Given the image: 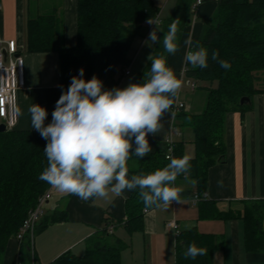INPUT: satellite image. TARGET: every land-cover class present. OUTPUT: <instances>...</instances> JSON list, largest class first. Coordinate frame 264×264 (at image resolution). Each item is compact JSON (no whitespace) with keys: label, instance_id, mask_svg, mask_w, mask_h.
Instances as JSON below:
<instances>
[{"label":"trees","instance_id":"trees-1","mask_svg":"<svg viewBox=\"0 0 264 264\" xmlns=\"http://www.w3.org/2000/svg\"><path fill=\"white\" fill-rule=\"evenodd\" d=\"M184 1L175 13L162 23L163 33L154 56H165L163 35L171 23L180 20L177 37L187 22L190 12L183 10ZM159 8L154 0H78L77 41L74 46L64 43L62 18L56 13H41L27 19L26 49L34 52L56 51L60 58V85L66 89L71 77L83 68L84 79L96 75L105 89L118 87L133 59V41L143 33L149 18L157 19ZM203 47L208 52V66L193 68L187 63L186 76L203 86L206 104L199 113H175L174 127L193 130L195 155L187 180H196L195 188L183 189L182 198L198 196L199 219L242 218L245 222V242L249 249L264 248V202H244L241 208L221 210L217 201L204 196L208 187L210 167L226 160L225 121L229 112L245 111L251 106L252 97L264 91V0H218L215 13L204 19V31L192 47ZM219 59L231 64L229 69L220 67L211 58L212 52ZM150 61L138 74V83L149 71ZM250 100L242 103L243 98ZM55 108V107H54ZM52 108L46 123L52 119ZM47 141L34 129H7L0 131V264L10 238L16 237L24 220L38 198L51 188L39 179L47 166L43 149ZM172 147L171 151L169 150ZM170 153V156L167 155ZM183 140L161 141L157 148L141 158L133 156L128 161L132 175L148 174L163 169L169 158H182ZM135 160L133 164L131 161ZM185 179L178 176L179 180ZM186 180V179H185ZM139 189L131 191L125 201V219L115 224L124 225L128 233L144 229V205L138 196ZM67 219V212L57 210L44 214L37 223L34 235L49 225ZM111 218L106 226L98 229L87 241L83 254L66 251L50 264H124L121 251L127 243L109 231ZM175 243V264H213V253L223 246L214 233L200 231L197 227L180 231ZM205 248L206 255L195 260L185 258L190 244ZM19 262L35 261L28 235L19 241Z\"/></svg>","mask_w":264,"mask_h":264},{"label":"crops","instance_id":"crops-1","mask_svg":"<svg viewBox=\"0 0 264 264\" xmlns=\"http://www.w3.org/2000/svg\"><path fill=\"white\" fill-rule=\"evenodd\" d=\"M77 1L78 0H0V36L4 40H16L19 53L24 58L25 85L17 94L18 122L15 129H32L29 106L39 104L47 112L55 107L61 95L60 58L56 51L34 52L26 49L27 19L41 13H56L62 18L65 46H74L77 41ZM159 8L157 35L161 39L162 23L170 18L179 3L184 1L183 10L190 12L187 22L177 37L179 50L164 57L167 65L176 76L183 81L178 98L175 99L172 112L181 110L199 113L206 104V91L192 89L186 76L187 63L184 60L189 46L185 41L191 37L198 41L204 31V19L211 17L218 5V0H154ZM147 23V22H146ZM177 22V27L180 25ZM156 28L152 25L144 36H138L133 41V59L129 66L138 73L147 66L148 57L153 56L158 43L149 40L150 32ZM147 47L146 48V46ZM146 48V49H145ZM145 50V51H144ZM132 67V68H131ZM183 70L184 75L180 73ZM127 76V75H126ZM129 83H138V78H122L119 88ZM194 92L197 98L189 100L184 92ZM187 94V93H186ZM184 107L175 111L178 103ZM164 127L157 135H148V141L154 151L161 141L172 137L173 140L184 141V153L190 157L195 155L193 143L194 133L189 127H174L175 115L166 113L163 118ZM225 142L227 146L226 160L210 167L208 171V187L204 196L217 201L221 210L241 208L244 202H264V91L255 94L251 99L249 109L229 112L225 121ZM133 164L135 160L131 161ZM129 178L132 176L128 172ZM191 180H179L177 187L194 189ZM218 181L222 182L218 184ZM52 189V187H51ZM131 191H125L127 198ZM58 197L44 214H51L64 209L67 219L53 223L34 235L33 253L36 264H50L60 254L70 250L83 254L89 238L106 226L105 218H111L108 228L112 234L127 243L121 251L124 264H175L174 231L167 228L166 223L175 220L179 231L185 230V225L197 227L200 231L214 233L223 246L213 253V264H264V248L249 249L245 242V222L242 218L231 219H199L197 203L191 198H182L185 204L175 201L168 210L155 209V231L147 232L144 216V229L132 234L128 233L122 224H115L116 219H125V201L120 197L108 200H82L74 195L58 192ZM53 197V190L50 198ZM60 199V200H59ZM20 244L16 237L9 239L3 264H19Z\"/></svg>","mask_w":264,"mask_h":264},{"label":"clouds","instance_id":"clouds-1","mask_svg":"<svg viewBox=\"0 0 264 264\" xmlns=\"http://www.w3.org/2000/svg\"><path fill=\"white\" fill-rule=\"evenodd\" d=\"M147 23L156 25L149 40L152 44L159 43L160 21L149 18ZM177 31V22L174 21L163 35L164 50L170 55L179 50ZM185 44L189 46L185 62L193 68H206L207 50L199 45L193 48L191 37ZM218 57L219 53L213 51L211 58L220 67H231L228 61ZM148 59L150 68L144 79L123 88L105 89L103 81L96 75L84 79L85 70L81 68L78 75L71 77L66 89L59 86L61 95L48 123L45 107L32 104L28 111L32 129L47 141L43 149L47 166L39 179L59 193L82 200H108L113 196L126 199V190L139 189L138 196L148 213L146 231L151 233L155 231V209L168 210L174 201L185 204L181 196L183 189L175 186V181L180 175L188 179L191 157L169 158L170 162L163 169L128 176V161L133 156L142 159L152 151L148 135L161 132L166 113L171 117L175 115L172 108L183 86L182 79L176 76L164 57L150 55ZM180 75H184L183 70ZM4 102V97L0 96V112ZM190 183L195 185L197 181L191 180ZM172 227L176 228L175 223ZM184 227L191 230L192 225ZM173 235L179 236V229ZM206 254L205 248L192 243L184 257L195 260Z\"/></svg>","mask_w":264,"mask_h":264},{"label":"built area","instance_id":"built-area-1","mask_svg":"<svg viewBox=\"0 0 264 264\" xmlns=\"http://www.w3.org/2000/svg\"><path fill=\"white\" fill-rule=\"evenodd\" d=\"M203 0H197V4H201ZM160 22L161 20L158 19ZM130 73L129 68L125 69L124 76ZM187 84L192 88H196V82L192 79L187 80ZM25 85L24 75V58L19 53L16 40H4L0 36V96L4 97V104L2 106V112H0V122L4 123L7 129H13L18 122V102L17 94L20 88ZM184 107L182 102L178 103L175 107V111H178ZM173 140L169 137L168 141ZM172 147H170L171 151ZM170 156V153L167 155ZM51 188L46 190L37 201L36 206L30 210L27 218L24 220L20 227L16 238L18 241L22 240L26 235L29 236L31 241V247L33 248L34 231L37 223L44 215V204L50 198ZM191 201L195 204L198 201V196L195 194ZM144 212L146 213L145 209ZM175 223L176 228L172 227ZM168 229L174 232L178 229V225L175 220L168 221L166 223ZM32 264H36L32 261Z\"/></svg>","mask_w":264,"mask_h":264},{"label":"rangeland","instance_id":"rangeland-1","mask_svg":"<svg viewBox=\"0 0 264 264\" xmlns=\"http://www.w3.org/2000/svg\"><path fill=\"white\" fill-rule=\"evenodd\" d=\"M151 26L152 25H149L148 23H146L145 25H144V29H143V33L141 34V36H144V35H146L147 34V31L151 28ZM147 47H149L148 46V44H147V46H146V48ZM145 48V49H146ZM145 51V50H144ZM153 57V56H152ZM157 57H161V56H154V58H157ZM132 68V67H131ZM142 71V70H141ZM138 72L136 71L135 72V69L133 68V70H132V74L131 75H125V77L127 78V77H129V76H131V77H135V79H137L138 78ZM145 77V76H144ZM144 77H143V79H144ZM124 78V77H123ZM197 91H198V93H199V91L201 92V91H204L205 92V90H204V88H203V86H199L198 88H197ZM187 93V94H186ZM186 95H188L187 97L189 98V100H194V99H196L198 96H197V94H194V92H184V98H185V96ZM15 128V127H14ZM53 190V197L50 199V202L48 203V202H46L45 204H44V210L46 211L47 209H49L50 207H51V209H53L52 208V206H53V204H54V202H55V200H56V197H58V191L56 190V189H54V188H52L51 189V191ZM60 200V199H59ZM36 234H37V231H36ZM19 264H22L21 262H19ZM23 264H26V263H23Z\"/></svg>","mask_w":264,"mask_h":264},{"label":"water","instance_id":"water-1","mask_svg":"<svg viewBox=\"0 0 264 264\" xmlns=\"http://www.w3.org/2000/svg\"><path fill=\"white\" fill-rule=\"evenodd\" d=\"M250 99L249 98H243L242 100H241V102L242 103H245V102H247V101H249ZM5 130H7V127H6V125L4 124V123H2V122H0V131H5Z\"/></svg>","mask_w":264,"mask_h":264}]
</instances>
